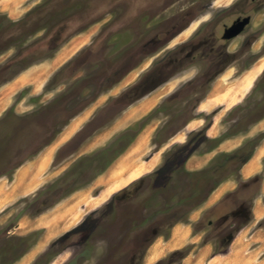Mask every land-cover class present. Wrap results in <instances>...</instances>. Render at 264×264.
I'll list each match as a JSON object with an SVG mask.
<instances>
[{
  "label": "rangeland",
  "instance_id": "1",
  "mask_svg": "<svg viewBox=\"0 0 264 264\" xmlns=\"http://www.w3.org/2000/svg\"><path fill=\"white\" fill-rule=\"evenodd\" d=\"M235 1L0 0V264L34 256L29 264H129V243L118 239L123 191L93 203L108 191L96 178L109 180L121 158L122 185L149 182L144 224L163 221L141 264H264V230L253 235L264 227V213H253L264 205V118L249 125L264 110V89L254 90L263 82L264 33L253 47L257 62L233 64L204 95L182 91L202 64L151 94L137 90ZM254 26L264 28V10ZM249 156L242 173L251 178L242 179ZM22 170L40 187L13 186ZM226 180L236 186L224 195L234 186ZM177 231L182 242L172 247Z\"/></svg>",
  "mask_w": 264,
  "mask_h": 264
},
{
  "label": "flooded vegetation",
  "instance_id": "2",
  "mask_svg": "<svg viewBox=\"0 0 264 264\" xmlns=\"http://www.w3.org/2000/svg\"><path fill=\"white\" fill-rule=\"evenodd\" d=\"M263 10L264 0H236L231 6L223 10V12L211 18L203 29L200 31L197 30L194 36L185 42L186 44L183 43L185 46L175 48L171 52L168 60L159 65L157 71H154L156 72L154 76H146V78H143L141 82L137 84L139 85L137 90L148 88V92L146 93L151 94L170 82L172 78L184 72L187 67L194 64H202L203 67L201 71L185 82H189L188 88L182 90L186 91L184 93L189 95V99L190 96L193 99V97L206 94L207 90L211 89L213 82L223 75L233 64L240 61L243 66H245L244 68H248L250 65L255 64L257 62L256 56L258 52H253V47L264 33V28L261 29L258 26L254 28V19ZM197 15L198 14H194V17L190 19L189 23L193 22L192 20H194ZM99 48L100 46L92 51V57L99 52ZM134 49H136V47H129L126 49L120 58L117 59V62L110 71L118 68L126 57L132 55ZM108 73L109 71L97 72L93 77L96 78L99 76V80L105 78ZM262 80V83H258L254 87L255 91L260 88L264 89V75ZM185 83L182 85L184 86ZM180 89L181 88H178L173 93H181L182 91ZM256 109H254L253 113H255ZM257 117L259 118L257 120H255V118V121H251L249 125L255 124V122L259 123L260 120L264 118V110L258 114ZM139 179L140 180H137V184L125 186L119 190L123 192L118 194L120 201H122L120 205H127H124V209H126L128 213L125 217L122 216L121 218V220H123L122 225L124 226V231L119 233L118 239L123 237L124 245L129 243V248L122 250V255L129 258V264H132L133 260L142 257L147 243L155 240L159 236V233L164 230L162 220L156 223L152 221L144 224L147 217V215L144 214L146 202H144V204L142 202L146 200L147 197L150 198L149 194H145V189L149 185V182L142 177ZM117 220L119 221L120 219ZM134 225L136 226L135 228L133 227ZM149 230H151L150 233ZM141 259L139 261H137V259V262L134 264H141ZM162 259L156 264H161Z\"/></svg>",
  "mask_w": 264,
  "mask_h": 264
},
{
  "label": "bare ground",
  "instance_id": "3",
  "mask_svg": "<svg viewBox=\"0 0 264 264\" xmlns=\"http://www.w3.org/2000/svg\"><path fill=\"white\" fill-rule=\"evenodd\" d=\"M21 1H24V0H18V3H17V5H19L20 3H21ZM16 7V6H15ZM16 11V13L18 14V10L17 9H15ZM245 90V89H244ZM217 95V94H216ZM206 102H204L203 104H205ZM202 104V105H203ZM121 159H123V158H121ZM120 159V160H121ZM125 159H127V158H125ZM120 160L117 162V163H114L111 167H110V170H109V174H110V178H109V180H105V179H103V175H104V173H103V175H100L98 178H96L97 180H96V183H95V185H103V186H105V189L106 190H108L107 192H101L100 193V195H98L97 197H94L93 198V203L94 204H101V203H103L105 200H107L111 195H113V193H115V192H118L119 190H121L122 188H124L125 186H127L129 183H130V181H132V180H128L129 182L127 183V184H125V185H122V183H120V182H122L123 181V179H124V177H125V175H126V166L125 165H121L122 163L120 162ZM132 164H134V163H132ZM120 167V169H118ZM129 171H131V172H133V173H135L137 170H131V168L129 169ZM144 175V174H143ZM16 178V180H15V182H14V184H13V186L14 185H22L23 184V187H26V188H34L35 190L38 188V187H40L39 186V183L41 184L42 182H41V180H39L38 179V177L36 176V175H32V176H28V175H26L25 174V171L24 170H22V171H19L18 172V174H17V176L15 177ZM135 179V178H134ZM112 186H113V189H111L112 188ZM11 189H14V188H11ZM11 189H9L7 192L10 194V193H12L14 190H11ZM34 190V191H35ZM223 190V187H221L217 192H216V195H218L221 191ZM3 191V190H2ZM2 191H0L1 193H2ZM86 198V197H85ZM84 198V199H85ZM87 200H88V198H87ZM86 200V201H87ZM81 204V203H80ZM259 204V203H258ZM97 205V206H98ZM255 213H256V217L257 218H259L260 216H261V214H262V210L260 209V207H256V209H255ZM57 224H58V222H57ZM175 241H173L172 243H171V246L173 247V246H178V245H180L179 243H181L182 242V238H181V232L180 231H177L176 233H175ZM44 245V244H43ZM157 251L156 250H153V251H151V256H150V259L151 258H154L156 255H157ZM30 256H32V255H29V254H27V258L26 259H24V263H26V262H28V260H29V258H30Z\"/></svg>",
  "mask_w": 264,
  "mask_h": 264
},
{
  "label": "crops",
  "instance_id": "4",
  "mask_svg": "<svg viewBox=\"0 0 264 264\" xmlns=\"http://www.w3.org/2000/svg\"><path fill=\"white\" fill-rule=\"evenodd\" d=\"M159 89H160V88H159ZM249 163H250V162H249ZM249 163H248V164H249ZM245 164H246V162L244 163V165H245ZM248 164H247V165H248ZM244 165H242V167H241V169H240L241 177H242V179H249V178H251L250 176H249V178H248V177H246V176L242 173V169H244V168H243ZM260 169H261V168H260ZM260 169H259V171H260ZM259 171H257L256 173H258ZM256 173H254L253 175H255ZM243 175H244V176H243ZM253 175H251V176L253 177ZM228 182H233V183H234V186H233L232 188H230V189H227V190L224 192V195H225V194H228V193L231 192V191H234L235 186H236L235 182L232 181V180H226V181L223 182V184H226V183H228ZM223 184H222V185H223ZM263 185H264V183H263ZM263 185H262V187H261V190H262L261 192L264 191V186H263ZM258 203H259V202H257V203L255 204V206L253 207V213H255V209H256V207H260V209L262 210V214H261V216L259 217V219H260V218L263 217V213H264V208H263V206H264V205L261 206V205H260L261 203H259V204H258ZM255 215H256V213H255ZM255 219H256V220H259L257 217H256ZM18 224H19V225H18L17 229L19 230L20 227H21L20 222H19ZM259 230H264V227L257 228L256 231H254L253 235H254L256 232H258ZM29 231H30V230H29ZM29 231H26V232H23V233H17V234H25V233H27V232H29ZM253 235H252V238H253ZM254 243L257 244V246H258L259 248L262 247V242H257V241L255 242V241H254ZM25 254H26V253H25ZM25 254L21 257V259L25 256ZM34 258H35V256H34ZM34 258H33V259H34ZM21 259H19V260H21ZM33 259H32V260H33ZM32 260H31V261H32ZM31 261H30V262H31ZM30 262H29V263H30ZM29 263H28V264H29Z\"/></svg>",
  "mask_w": 264,
  "mask_h": 264
},
{
  "label": "trees",
  "instance_id": "5",
  "mask_svg": "<svg viewBox=\"0 0 264 264\" xmlns=\"http://www.w3.org/2000/svg\"><path fill=\"white\" fill-rule=\"evenodd\" d=\"M10 20V19H9ZM11 21V20H10ZM250 157L251 156H249V157H247L246 159H242L241 161H240V163H242V165H243V163H245V162H247L249 159H250ZM220 182L221 181H219V182H216L215 183V185H213L212 186V188L210 189V191L212 192L219 184H220ZM36 233H33V234H30V236L28 235V236H17L16 238H17V240L19 241V242H23V241H26V240H30V237H32V236H34ZM32 243H34V241L32 242ZM24 255V253H22V256Z\"/></svg>",
  "mask_w": 264,
  "mask_h": 264
}]
</instances>
